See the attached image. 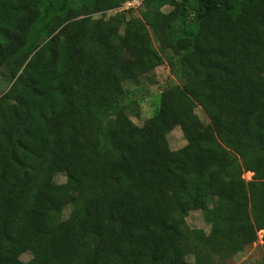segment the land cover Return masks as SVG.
Returning <instances> with one entry per match:
<instances>
[{
  "label": "trees",
  "instance_id": "obj_1",
  "mask_svg": "<svg viewBox=\"0 0 264 264\" xmlns=\"http://www.w3.org/2000/svg\"><path fill=\"white\" fill-rule=\"evenodd\" d=\"M124 1L0 0V264H189L196 209L220 252L264 247V0ZM164 61L179 83L135 124L122 82Z\"/></svg>",
  "mask_w": 264,
  "mask_h": 264
},
{
  "label": "rangeland",
  "instance_id": "obj_2",
  "mask_svg": "<svg viewBox=\"0 0 264 264\" xmlns=\"http://www.w3.org/2000/svg\"><path fill=\"white\" fill-rule=\"evenodd\" d=\"M142 0L131 2L129 6L131 15L137 16L142 10ZM72 5H79L81 0H69ZM167 7H162L166 10ZM116 8L107 9L103 12H98L92 16L99 20L102 26L106 24L118 25V17ZM142 38L149 40L153 47L157 48L158 44L149 29L142 35ZM123 62L130 63L132 55L129 50H124L120 56ZM7 79L3 72L0 73V93L7 87ZM179 83L178 80L168 72L167 62L164 61L160 65L154 67L146 74L133 79L122 82L123 93L119 97V102L127 117L135 124H140L141 121L152 114L156 97L161 88L166 85ZM194 112L202 122H207V118L202 110L194 107ZM167 144L170 149H177L184 144V138L178 126H174L166 134ZM252 173L244 171L241 177L244 180H249ZM64 176L61 173H56L53 176L55 182H63ZM68 207H64L61 212V217H65ZM209 225L203 221L200 210H190L184 217L183 238L182 241L187 249L186 263L204 264L203 260L208 255V259L212 264H264V247L261 241L262 230H255L251 235V239L245 242L240 247V250L234 253L220 252L216 243L206 244L203 241L204 235L207 234ZM29 258L27 252L21 253L19 259L26 261Z\"/></svg>",
  "mask_w": 264,
  "mask_h": 264
},
{
  "label": "built area",
  "instance_id": "obj_3",
  "mask_svg": "<svg viewBox=\"0 0 264 264\" xmlns=\"http://www.w3.org/2000/svg\"><path fill=\"white\" fill-rule=\"evenodd\" d=\"M131 2H136V0H126V1H124V2L121 3V5L119 6L118 9H123V8L129 7V5L131 4Z\"/></svg>",
  "mask_w": 264,
  "mask_h": 264
}]
</instances>
